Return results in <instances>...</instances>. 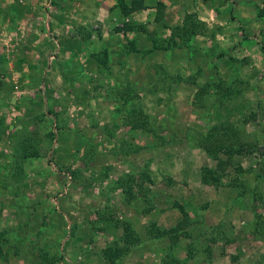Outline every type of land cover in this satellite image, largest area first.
Instances as JSON below:
<instances>
[{
	"label": "rangeland",
	"instance_id": "374dc122",
	"mask_svg": "<svg viewBox=\"0 0 264 264\" xmlns=\"http://www.w3.org/2000/svg\"><path fill=\"white\" fill-rule=\"evenodd\" d=\"M128 1L116 0L117 15L90 26H76L81 0L71 2L63 34L67 55L79 61H71L69 70L77 73L42 82L45 111L43 97L33 96L29 82L14 71L22 37L0 31V70L10 72L0 78V231L8 240L0 264H108L101 249L121 228L99 213L129 221L142 238L120 264H162L170 240L149 239L145 230L151 223L175 225V202L200 231L174 248L185 264H264V236L251 231L254 210L264 214V180L248 171L264 160V1L143 0L141 9L126 14ZM52 3L44 1L47 14ZM187 16L196 26L189 37L179 30L190 27ZM125 22L145 32L124 30ZM78 36L82 44L70 42ZM129 40L140 50L154 44L165 49L143 56L129 50ZM103 47H114L109 57L119 63L107 58V65L100 64ZM131 108L148 115L145 128L130 127ZM225 122L258 148L235 156L227 169L224 183L240 185L214 188L200 182V169L216 159L196 140ZM25 128L26 135L42 137V157H15L16 138ZM51 130L55 141L46 137ZM140 172L148 178L130 186L136 197L127 201L128 184L118 181ZM216 231L218 238L206 245Z\"/></svg>",
	"mask_w": 264,
	"mask_h": 264
},
{
	"label": "trees",
	"instance_id": "16d2710c",
	"mask_svg": "<svg viewBox=\"0 0 264 264\" xmlns=\"http://www.w3.org/2000/svg\"><path fill=\"white\" fill-rule=\"evenodd\" d=\"M264 1V0H263ZM143 7V0H129L128 1V9L126 14L130 12H134ZM192 18L189 16L186 17V21L190 25L189 28H184L187 26L179 27V30H183L184 34L190 35L195 33V24ZM187 25V24H186ZM135 31L136 33L140 30L145 32V28L142 25H132L130 23L125 22L124 30ZM178 34V32H177ZM188 39V38H187ZM156 39H154L155 43ZM170 44V42H169ZM128 47L131 52L140 53L141 55H146L149 52L154 50H163L165 47H159L154 44L153 48L150 50H140L138 46L135 44L134 40L128 41ZM105 57L103 59H99L100 64L107 65V52L104 53ZM204 91V90H200ZM232 91V90H231ZM230 91V93H231ZM229 94V92H228ZM129 117L132 118L130 127L133 129L137 128H145L148 124V115L143 114L138 109L131 108L128 112ZM58 115L55 114L54 118ZM59 121V120H58ZM1 123V122H0ZM59 125V124H58ZM1 128V127H0ZM59 128V127H58ZM28 129L25 128L22 131L21 135L16 138V148H14L15 157H19L18 160H23L26 158H39L42 157L45 152V146H43V139L38 135V133L30 132L29 135H26ZM46 137L49 140H56V135L53 130L46 134ZM198 146L202 148V150L206 153L208 157L216 159L214 166H203L200 169V182L205 185H209L210 187L219 188L221 186H237L240 185L238 182L233 180L232 182L224 183V178L227 176L228 167L232 166L233 158L235 156H244L251 155L255 153L258 148L256 142H247L246 140L240 137L238 132V127L233 123L225 122L220 125H211V127L207 130V132L200 136H197ZM140 148L136 147L133 149V152L138 151ZM44 151V152H43ZM52 162V160H49ZM21 168V167H19ZM235 170L237 172H243L241 167H236ZM65 171V170H64ZM63 171V172H64ZM68 171V170H67ZM249 172L253 173V175L261 180H264V160L258 162V165L255 167H249ZM73 174V173H72ZM19 180L21 179V175L17 173ZM73 177L74 174H73ZM148 178L146 172H140L139 174H125L123 179L118 181V185H121L123 182L128 184V189H124L125 197L127 201L132 200L136 197L130 190V186H133L135 181L138 179L144 180ZM14 179V178H13ZM238 183V184H237ZM242 183V182H241ZM244 187V184L242 185ZM254 194V199L257 197V193ZM145 196L148 193H144ZM133 197V198H132ZM174 206L178 209L180 213V219L176 221L175 225L164 228L158 226L156 223H151L146 227L145 235L149 239H159L162 237H166L170 240V253H168L165 258L162 260V264H185L177 255L174 253V248L178 245L181 238H195L199 236L200 231L197 229L198 226L193 224L192 220H190L187 211L184 209L183 205L179 202H175ZM148 211V210H147ZM103 220L109 225H113L114 227H120L121 233L114 238L108 245L104 246L101 249V256L108 262V264H120V260L129 253L133 246L137 245L141 242V236L135 231L132 224L127 220H117L113 216L105 215L103 213H99ZM254 220L252 223L251 231L256 236H264V214L261 212H257L254 210ZM101 230H105L108 228L101 227ZM198 232H197V231ZM217 234L219 232H215L214 235H211L209 238H205V241H208L206 245L210 241H215L218 237ZM195 235V237H194ZM216 235V236H215ZM219 236V235H218ZM199 240V239H198ZM3 241L8 242L6 231H0V260L4 258L3 252ZM14 246V245H12ZM187 256L190 258L193 257V247L191 244L187 246ZM169 249V250H170ZM173 249V251H172ZM205 252L210 254L208 247L206 246Z\"/></svg>",
	"mask_w": 264,
	"mask_h": 264
},
{
	"label": "crops",
	"instance_id": "0c3cea01",
	"mask_svg": "<svg viewBox=\"0 0 264 264\" xmlns=\"http://www.w3.org/2000/svg\"><path fill=\"white\" fill-rule=\"evenodd\" d=\"M44 1L45 0H0V31L14 30V34L17 33L22 37V40L15 49L14 65H16V69L14 71L17 72V77L20 78L21 81L29 82L30 87H32L30 91L33 93V96L41 95V97H43V109L45 111L49 104L48 98L46 91L39 89V86L42 82H52V79L57 75L60 77L61 75H67L68 77L71 73H77L70 71V66H68V64L71 61L78 64L79 61L76 56L73 58L67 55L69 52L66 50L68 37L63 34L67 29L66 16H68V7L72 6L71 2L73 0H52V11L48 8L50 14L46 13ZM115 3L116 0H81L78 12L76 11L80 16V18L75 21L76 26H90L91 23H96L97 20L99 21L102 17H115L117 15V11L114 9ZM112 10L114 12H112ZM83 18H88V20L82 21ZM94 27H96V25ZM252 27L254 30L256 25ZM256 29H259V26ZM116 37L119 38L118 36H115V38ZM82 40L83 39L78 36L74 37L70 42H81L82 44ZM92 41L93 40H90L91 45ZM101 41L104 45L106 44L104 37ZM119 44H116L117 47L119 46L116 50L117 53L122 48ZM113 46L116 47L115 45ZM114 47L102 48L107 51V58L109 61L111 60L109 56ZM127 57L124 56L121 62H124V59ZM1 58L2 53L0 51V67L2 68L4 63ZM114 61L119 63L116 58L110 62L113 63ZM89 64L97 65L93 60H91ZM4 73H7V75L10 74V72L0 70V78L4 76ZM3 90L4 88L0 86V97L3 94ZM97 109H99L98 106Z\"/></svg>",
	"mask_w": 264,
	"mask_h": 264
}]
</instances>
